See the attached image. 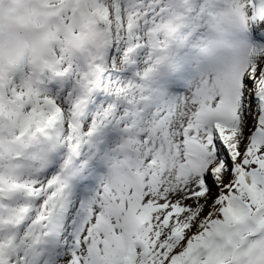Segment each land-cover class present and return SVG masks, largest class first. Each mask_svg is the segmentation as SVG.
Returning a JSON list of instances; mask_svg holds the SVG:
<instances>
[{"label": "snow or ice", "instance_id": "snow-or-ice-1", "mask_svg": "<svg viewBox=\"0 0 264 264\" xmlns=\"http://www.w3.org/2000/svg\"><path fill=\"white\" fill-rule=\"evenodd\" d=\"M0 264H264V0H0Z\"/></svg>", "mask_w": 264, "mask_h": 264}]
</instances>
